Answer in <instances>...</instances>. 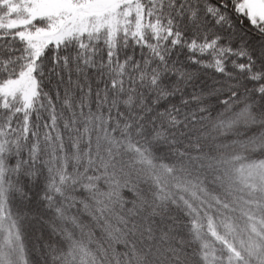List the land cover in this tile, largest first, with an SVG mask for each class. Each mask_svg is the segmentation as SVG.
Segmentation results:
<instances>
[{
	"label": "snow or ice",
	"instance_id": "obj_1",
	"mask_svg": "<svg viewBox=\"0 0 264 264\" xmlns=\"http://www.w3.org/2000/svg\"><path fill=\"white\" fill-rule=\"evenodd\" d=\"M0 264H264V0H0Z\"/></svg>",
	"mask_w": 264,
	"mask_h": 264
}]
</instances>
